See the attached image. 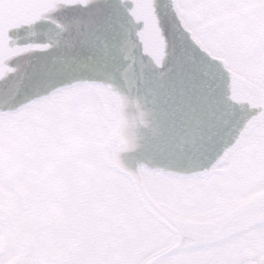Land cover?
I'll return each instance as SVG.
<instances>
[{"label": "snow or ice", "instance_id": "6c2138e0", "mask_svg": "<svg viewBox=\"0 0 264 264\" xmlns=\"http://www.w3.org/2000/svg\"><path fill=\"white\" fill-rule=\"evenodd\" d=\"M149 3L163 55L145 13ZM48 7L54 10L35 24L44 40L22 70V92L9 100L0 90V188L23 193L8 231L18 246L36 245L52 216L76 218L84 230L104 218L131 224L124 238L137 224L151 225L167 245L179 244L196 231L189 220L201 210L197 202L224 195L219 186L246 144L249 123L264 118V108L241 112L232 99L238 86L264 92V29L250 43L211 51L202 37L243 33L241 12L264 9V0H0V31L23 34L28 25L9 29L8 22ZM44 16L62 26L52 28ZM6 71L0 62V76ZM138 151L151 163L125 167L121 154ZM0 205L7 220L2 193ZM150 257L134 264H220L174 260L160 244Z\"/></svg>", "mask_w": 264, "mask_h": 264}, {"label": "flooded vegetation", "instance_id": "af4514ba", "mask_svg": "<svg viewBox=\"0 0 264 264\" xmlns=\"http://www.w3.org/2000/svg\"><path fill=\"white\" fill-rule=\"evenodd\" d=\"M241 16L245 26L243 33L202 37L210 51L226 42L232 46L244 40L250 43L264 29V9L249 7L241 12ZM237 94L242 100H239L243 105L242 112L246 106L264 108V92L253 85L239 86ZM12 136L14 141L20 139L15 129ZM6 185H13L8 177ZM219 191L224 195L197 202L201 210L189 220L196 231L186 235L177 245H167L152 231L151 225L137 224L129 237L124 238L122 230L131 228V224L101 218L84 230L76 218L52 216L46 221L43 244L26 242L18 246L8 229L15 226V206L23 193L6 186L0 188L8 209L7 220L0 216V264H52L55 260L77 258L126 259L134 264L141 258L150 259L152 248L157 244L171 252L174 260L214 258L220 264H264V223L222 238L216 235V229H208L214 223L230 222L228 217L233 213L264 195V118L249 123L246 144L234 155L231 174L224 178Z\"/></svg>", "mask_w": 264, "mask_h": 264}, {"label": "water", "instance_id": "95a60500", "mask_svg": "<svg viewBox=\"0 0 264 264\" xmlns=\"http://www.w3.org/2000/svg\"><path fill=\"white\" fill-rule=\"evenodd\" d=\"M54 9H26L22 11L17 18L8 22L9 29H19L24 25H28L23 34L7 35L6 32L0 31V62L6 66V73L0 76V90L3 91L5 97L9 100H15L19 93L22 92V70L29 59L31 50L35 49L44 40V35L40 29L35 27L36 21L41 18L44 12L52 11ZM145 13L149 19V23L153 29L156 37L155 50L163 55V38L159 35L160 29L158 27L159 21L156 15V9L149 3L145 8ZM44 23L49 24L52 28H60L62 21L58 17L44 16ZM165 28L169 30L171 35V10H168V15L164 18ZM20 69L21 71H17ZM239 86L234 91L232 99L242 112V100L239 99L237 91ZM241 102H240V101ZM131 133L132 129L127 130ZM143 143V140L141 141ZM121 159L123 163L138 166L140 163L150 164L151 161L143 159L142 151L134 153H122ZM230 222H218L208 226V229H216L219 238L228 237L242 233L252 227H255L264 220V195H261L241 209L237 210L230 217Z\"/></svg>", "mask_w": 264, "mask_h": 264}]
</instances>
